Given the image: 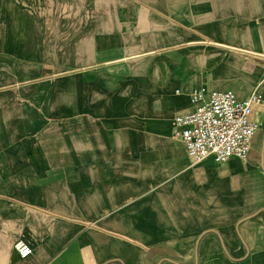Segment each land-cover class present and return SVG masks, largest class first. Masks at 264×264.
Instances as JSON below:
<instances>
[{"label": "crops", "instance_id": "crops-1", "mask_svg": "<svg viewBox=\"0 0 264 264\" xmlns=\"http://www.w3.org/2000/svg\"><path fill=\"white\" fill-rule=\"evenodd\" d=\"M202 86L264 95V0H0V264H264V102L192 162Z\"/></svg>", "mask_w": 264, "mask_h": 264}, {"label": "built area", "instance_id": "built-area-1", "mask_svg": "<svg viewBox=\"0 0 264 264\" xmlns=\"http://www.w3.org/2000/svg\"><path fill=\"white\" fill-rule=\"evenodd\" d=\"M192 111L173 119V134L183 144L188 158L199 162L211 157L223 163L231 157L245 161L252 139L259 128L253 118L254 109L264 102V95L256 92L238 99L232 90L194 89ZM20 258L28 257L31 248L23 241L13 245Z\"/></svg>", "mask_w": 264, "mask_h": 264}]
</instances>
